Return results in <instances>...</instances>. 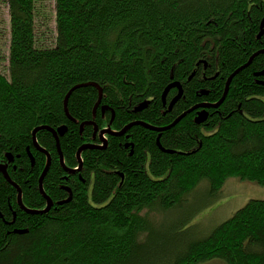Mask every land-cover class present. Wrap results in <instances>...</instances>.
<instances>
[{
    "label": "trees",
    "instance_id": "obj_1",
    "mask_svg": "<svg viewBox=\"0 0 264 264\" xmlns=\"http://www.w3.org/2000/svg\"><path fill=\"white\" fill-rule=\"evenodd\" d=\"M3 1L10 35L8 74L0 72V164L27 208L47 204L39 189L47 156L33 143L35 128L67 126L59 141L73 168L78 148L93 140L94 126L82 122L120 130L185 115L170 129L136 123L109 134L105 148L84 149L76 172L84 181L78 174L71 181L53 133L38 130L51 156L43 188L54 204L26 212L0 172V264H264V198H251L208 233L185 219L158 221L203 182L212 198L229 177L264 184V73L257 74L264 0H54L49 45L38 41L37 0ZM234 72L223 102L196 122L199 105L221 99ZM173 82L183 93L168 109L178 88L165 103L162 96ZM91 83L103 89L95 115L99 91ZM68 92L74 121L64 110ZM67 187L71 199L57 203Z\"/></svg>",
    "mask_w": 264,
    "mask_h": 264
},
{
    "label": "rangeland",
    "instance_id": "obj_2",
    "mask_svg": "<svg viewBox=\"0 0 264 264\" xmlns=\"http://www.w3.org/2000/svg\"><path fill=\"white\" fill-rule=\"evenodd\" d=\"M36 5L39 10L36 22L38 41L44 45L53 44L56 34L54 0H37ZM9 35L8 5L0 0V72L6 75L9 65ZM207 184L203 182L198 186L195 193L181 207L163 212V218L158 221L167 223L185 219L184 226L198 227L203 233H208L220 222L229 219L251 198H264V184L260 185L252 180L229 177L218 196L214 198L208 194ZM199 264H225V262L215 259Z\"/></svg>",
    "mask_w": 264,
    "mask_h": 264
},
{
    "label": "water",
    "instance_id": "obj_3",
    "mask_svg": "<svg viewBox=\"0 0 264 264\" xmlns=\"http://www.w3.org/2000/svg\"><path fill=\"white\" fill-rule=\"evenodd\" d=\"M263 27H264V18L262 19V24H261V33L259 35H262L264 33V30H263ZM261 51H264V50H261ZM257 54V53H256ZM256 54H254L248 62L245 63V65H247L255 56ZM244 65V66H245ZM243 66V67H244ZM242 68V67H241ZM240 68V69H241ZM238 69V70H240ZM236 72V71H235ZM235 72L229 77V80L227 81L226 83V86L224 88V95L222 96L221 99H219L217 102H214V103H202L201 105L199 106H203V109L201 111L198 112V115L196 117V122L200 123V122H203V120L206 119L208 113L206 111V107H217L218 105H220L223 100H224V97L226 96L227 92H228V88H229V85H230V82L232 80V77L233 75L235 74ZM264 71H261V72H258L257 74H263ZM92 85H94L95 87L98 88V91H99V98H98V101L96 102L95 106H94V115L96 114V110H97V107L98 105L100 104L101 102V98H102V94H103V89L102 87L98 84V83H91ZM172 87H177L178 88V91L179 93L173 98L170 100L169 102V107L168 109H171L173 107V105L175 104V102L177 100L180 99V96L182 95L183 91H182V86H181V83L180 82H173V83H170L166 88L165 90L163 91V102L165 103V99H166V96L168 94V90ZM206 92V91H205ZM71 92H68L67 95L65 96V99H64V110H65V113L67 114V116L71 119V120H75L71 114L69 113V110H68V98H69V95H70ZM147 103L148 101L146 102H143L141 103L140 105H138L136 107V110H141L143 108H145L147 106ZM108 107L107 106H103L102 107V110L104 111L105 109H107ZM190 111V110H189ZM185 114L183 113L182 115H180V117H178L176 120H174L172 123H170V125H167V126H152L150 124H146L142 121H136V122H132L130 124H127L125 126V128H122L121 130L119 131H113L111 130V128H106V129H99V126L96 124L95 121L93 120H90L88 122H82L81 123V128H83V126L86 124V123H90V124H93L94 125V137L98 134L99 135V140L103 142L102 145H96V144H91V143H85L83 144L81 147L78 148L77 150V158L79 160V165L81 166L82 165V161H81V152L84 150V149H87V148H105L106 144H107V140L104 138V134H112V135H123L125 134L126 131H128V129L132 126V125H136L137 124H142L146 127H149L155 131H158V132H161L163 130H166V129H170L171 126H173V124H176L178 121H180V119L184 116ZM113 117H114V111H113ZM48 129L49 131H51L57 141V148H58V151H59V156H60V163L62 165V167L69 173H73L75 172L77 169H72V168H69L66 166L65 164V161H64V156H63V153L61 151V147H60V141H59V137L62 136L66 131H67V126L66 125H61L59 126L58 128H53V127H50V126H47V125H43V126H39L37 128H35L32 132V135H33V143L35 145V147L44 152L47 156V162H46V165L44 167V170L39 178V189L41 191V193L43 194V196L45 197L46 201H47V204L46 206L43 208V209H30V208H27L24 203H23V200H22V190L21 188L19 187L18 184H16L14 181H12V179L10 178V175L7 171V163H4V164H0V172H2L5 176V178L17 189L18 191V195H17V198H18V204L19 206L25 210L26 212L28 213H32V214H37V213H42V212H47L48 210H50V208L53 206L54 202L53 200L51 199V197L44 191V188H43V179L50 167V163H51V156L49 154V152L43 148L42 146H40V144L38 143L37 141V136H36V133L38 130L40 129ZM160 135V133H159ZM157 143L160 144V137L158 136V139H157ZM161 145V144H160ZM164 149V148H163ZM29 152V151H28ZM7 158H8V161H13V155L11 153H7ZM30 156L32 158V161L34 162V158L33 156L31 155L30 153ZM71 199V193L70 195L67 197V199L65 200H62V201H58L59 204L63 203V202H66V201H69ZM17 232H23L24 230H16Z\"/></svg>",
    "mask_w": 264,
    "mask_h": 264
},
{
    "label": "flooded vegetation",
    "instance_id": "obj_4",
    "mask_svg": "<svg viewBox=\"0 0 264 264\" xmlns=\"http://www.w3.org/2000/svg\"><path fill=\"white\" fill-rule=\"evenodd\" d=\"M173 99V98H172ZM171 100V99H170ZM170 102V101H169ZM103 106V105H102ZM115 114V113H114ZM106 128H111V126H110V124L109 125H106L105 127H103V128H101V129H106ZM114 130V129H113ZM121 130V129H120ZM117 131H119V130H117ZM127 132V131H126ZM107 138H108V135H107ZM92 141H90V142H88V143H91V144H96V145H99L100 144V141H99V135L97 134L95 137H94V133H93V137H92ZM83 170V165H82V167H81V169L79 170V173H81V171ZM77 174L78 173H76V174H74V173H72V175H70L71 176V181L73 180V177L75 176H77ZM79 175V178L81 179V180H83L82 178H81V175L80 174H78ZM84 181V180H83ZM71 195H72V193H71Z\"/></svg>",
    "mask_w": 264,
    "mask_h": 264
},
{
    "label": "bare ground",
    "instance_id": "obj_5",
    "mask_svg": "<svg viewBox=\"0 0 264 264\" xmlns=\"http://www.w3.org/2000/svg\"><path fill=\"white\" fill-rule=\"evenodd\" d=\"M59 152V151H58ZM47 160V159H46Z\"/></svg>",
    "mask_w": 264,
    "mask_h": 264
}]
</instances>
